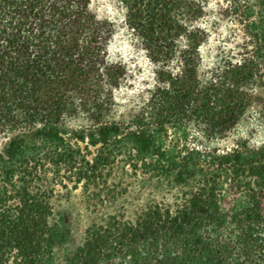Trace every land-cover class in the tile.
<instances>
[{"label": "trees", "instance_id": "obj_1", "mask_svg": "<svg viewBox=\"0 0 264 264\" xmlns=\"http://www.w3.org/2000/svg\"><path fill=\"white\" fill-rule=\"evenodd\" d=\"M119 1L155 66L128 123L110 116L128 79L109 57L116 25L92 0H0V264H55L69 236L59 189L82 186L95 208L115 202L122 189L108 176L120 156L179 197L92 222L64 264H264V145H164L170 128L189 123L225 138L254 105L264 120V0H225L245 42L210 65L209 36L195 25L208 0ZM223 183L244 191L246 206L224 211Z\"/></svg>", "mask_w": 264, "mask_h": 264}, {"label": "rangeland", "instance_id": "obj_2", "mask_svg": "<svg viewBox=\"0 0 264 264\" xmlns=\"http://www.w3.org/2000/svg\"><path fill=\"white\" fill-rule=\"evenodd\" d=\"M225 0H208L205 15L195 25L206 31L209 38L202 47L205 64L210 65L222 57H237L245 42L242 26L231 15H226ZM92 7L100 19H110L116 25L114 37L109 47L112 61L122 63L128 71V79L115 91V105L110 116L119 122L128 123L136 116L138 109L146 101L148 90L155 85V66L148 57L143 40L137 33L128 28L126 10L119 0H92ZM235 59V58H234ZM264 97V90H260ZM73 126L84 122L83 115L70 119ZM8 139L0 136V148ZM240 142L252 147L264 145V120L260 116L258 105H254L240 122L238 127L227 137L209 138L199 124L189 123L170 128L169 136L164 138V145L171 152L184 145L201 148H218L229 150ZM82 147L86 145L81 143ZM91 151H93L91 149ZM120 163L115 172L108 176L111 185L122 189V195L113 203L95 208L88 192L83 187L77 190L59 189V196L54 200L57 219L64 218L65 236L55 256V264H64L67 255L71 254L82 243L85 230L92 222L105 215L124 212L127 216L149 203L163 202L172 204L181 193L180 190L150 185L148 176L141 171L137 174L126 164V157L120 156ZM221 204L224 211L232 206L244 207L248 203L244 191H233L226 183L222 184Z\"/></svg>", "mask_w": 264, "mask_h": 264}]
</instances>
